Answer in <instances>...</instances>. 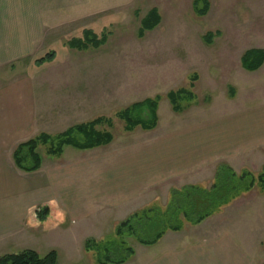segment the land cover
I'll return each mask as SVG.
<instances>
[{"label": "crops", "instance_id": "0c3cea01", "mask_svg": "<svg viewBox=\"0 0 264 264\" xmlns=\"http://www.w3.org/2000/svg\"><path fill=\"white\" fill-rule=\"evenodd\" d=\"M101 1L0 0V256L12 250L38 253L39 247L47 253L56 251L70 235H80L79 230L92 218H104L103 223L111 218L123 220L165 201V195L169 201L173 188L205 186L210 179L214 181L221 163L237 173L250 163L264 164V89L260 86L253 94L260 103L253 109L178 128L158 138L110 144L108 149L75 148L82 154L61 165L42 159L38 170L18 168L13 153L20 143L40 133L61 134L83 122L69 120L78 113L75 107L71 112L59 109L56 115L43 108L35 61L57 42L83 39L86 31L96 33L86 27L85 19L102 13ZM74 31L81 36L68 38ZM18 66L23 68L17 70ZM263 67L264 63L250 72ZM64 73L61 69L52 75L59 79ZM43 203L62 210L67 223L61 218L53 224L28 225V215ZM213 218L189 226L196 227V235L183 234V229L166 232L161 239L168 237V247L147 264H245L249 258L245 234L212 225L217 229L197 235V227ZM87 236L81 237L83 243Z\"/></svg>", "mask_w": 264, "mask_h": 264}, {"label": "rangeland", "instance_id": "374dc122", "mask_svg": "<svg viewBox=\"0 0 264 264\" xmlns=\"http://www.w3.org/2000/svg\"><path fill=\"white\" fill-rule=\"evenodd\" d=\"M208 1L209 8L202 14V4L195 6L194 0H102L99 7L102 13L86 18L85 25L94 28L97 36L105 35L103 44L96 48H77L72 40L57 42L46 51V54L55 53L53 60L46 62H52L50 67L41 68L46 63L36 65V84L38 94L43 98V108L56 115L60 114L59 109L71 112L75 107L78 113L69 117L75 122L99 116L111 118L114 134L111 145L162 137L178 128L204 123L237 110L253 109L260 103L259 98L253 96L254 89L260 86L264 89V67L253 73L245 71L241 57L249 48L264 49V0ZM152 8L159 11L160 23L153 29L144 27L147 31L140 36L141 20ZM207 32L214 34L211 42L205 38ZM80 36V32L74 31L68 38ZM22 68L18 66L17 70ZM61 69L66 71L61 78L52 75ZM194 75L196 80L192 90L196 98L190 103L182 102L181 113L174 112L167 93L180 87L191 88ZM156 96L161 99L158 126L149 131L138 127L126 132L124 122L116 113ZM109 145L104 147L108 149ZM96 150L87 151L85 155ZM38 152L49 165H61L73 160L74 155L82 154L71 146L65 147L60 157L49 156L45 146H40ZM263 165L261 162L250 163L240 171L257 175ZM212 183L210 179L204 185L210 187ZM166 198L156 205L165 208ZM230 204L220 208L213 215L215 219L197 227V235L205 236L204 232L212 225L238 231L240 236L245 234L244 240L249 246L245 264H264V189L255 187ZM55 208L57 214L50 223L61 218L67 223V215ZM103 219L92 218L88 226L79 230L80 235H70L67 243L56 249L57 264H96L94 254L85 250V241L91 237L98 241L114 239L116 226L126 218H111L105 223ZM184 222L183 234L196 235L193 231L196 227L188 229L192 225ZM155 228V225L149 228V235ZM83 235H88L84 243ZM124 239L135 253L123 264L154 262L170 243L168 237L153 245L139 244L130 235H125ZM37 251L40 256L48 252L44 247ZM18 252L21 250H12V253Z\"/></svg>", "mask_w": 264, "mask_h": 264}, {"label": "trees", "instance_id": "16d2710c", "mask_svg": "<svg viewBox=\"0 0 264 264\" xmlns=\"http://www.w3.org/2000/svg\"><path fill=\"white\" fill-rule=\"evenodd\" d=\"M195 6L202 4V14L209 8L208 0H194ZM161 20L159 11L152 8L141 20L140 36L147 30L155 28ZM146 27V28H144ZM214 34L207 32L205 38L211 42ZM106 40L104 34L97 36L92 31H86L83 39L72 40L77 48H94L103 44ZM54 52H49L44 57L36 60V65L53 60ZM243 68L248 71L259 69L264 63V49L251 48L246 50L242 57ZM191 79L190 87H180L167 93V98L176 113L183 110L182 102L190 103L196 98L192 87L196 80ZM159 96L147 98L136 102L116 113V116L124 122V130L132 132L140 127L143 130H154L158 126ZM161 100V99H160ZM106 126V127H105ZM113 120L103 116L73 125L61 134L51 135L40 133L37 136L20 143L14 153L15 164L23 171L32 172L41 166L42 157L40 146L46 147L49 156L60 157L67 146L80 150H91L108 146L114 140L112 131ZM255 187L264 189V166L257 175L250 171L237 173L225 163L218 165L214 181L210 187L202 185H186L181 188H173L170 199L165 208L158 205L149 206L132 213L116 226V236L112 240H96L88 238L84 247L86 252H92L96 264H123L135 252L125 243L124 236H134L139 244L153 245L157 243L167 231H181L187 223L198 225L207 218L219 212L220 208L232 203L240 196L249 193ZM57 210L49 203H43L33 209L27 217L28 225L48 224L55 219ZM155 225V232L149 235V228ZM145 233V235H144ZM58 253L50 251L40 256L34 250H23L18 253H10L0 256V264H57Z\"/></svg>", "mask_w": 264, "mask_h": 264}]
</instances>
